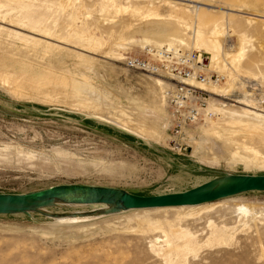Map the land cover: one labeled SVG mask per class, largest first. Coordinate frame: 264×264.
<instances>
[{
    "label": "rangeland",
    "instance_id": "rangeland-1",
    "mask_svg": "<svg viewBox=\"0 0 264 264\" xmlns=\"http://www.w3.org/2000/svg\"><path fill=\"white\" fill-rule=\"evenodd\" d=\"M8 1L22 7L9 6ZM69 1V9L70 5L84 6L79 16L82 21L76 20V26L84 23L96 38L102 39L114 30L113 39L122 35L126 41L118 44L125 47H114L113 54L106 55L71 43L48 41L53 45L50 49L42 44L27 45L20 37L47 41L30 29L31 24L62 34L73 24L71 10H58V0H0V17L14 20L13 24L0 19V194L75 184L156 196L184 192L223 174L264 175L262 165L231 161L221 155L218 159L209 150L210 145L199 147L206 141L204 129L222 117L214 110L209 122L201 121L186 129L185 151L173 146L162 101V93L171 83L127 70L122 62L124 57L142 56L147 47H155L154 42L162 34L181 39L186 48L183 50L201 53L209 72L225 77L216 90L206 89L209 105L264 116V0H186L209 6L197 10L192 5V21L188 23L181 21L176 8L164 7L155 0ZM163 1L185 4L181 0ZM150 8L160 12L162 18L140 15ZM196 21L203 31L213 24L222 29V69L213 64L209 51L193 47ZM189 26L191 32L186 29ZM142 38L151 43L144 48L124 45ZM238 49L243 52L233 62L231 57ZM228 74L238 79L242 88L236 85L228 91ZM155 79L163 84L159 86ZM73 83L89 86L94 97L76 96ZM234 97L244 99L235 102ZM112 106L153 115L157 121L152 139L93 116L113 117ZM240 137L236 136L238 140ZM250 144L264 158V147ZM240 206L247 207L254 216H241L236 210ZM96 207L101 206L46 211L79 213ZM115 215L82 226L55 225L52 230L44 227L45 221L51 220L38 214L0 215V264H264V193L218 200L207 213L181 221L177 211L169 209ZM140 221H175L191 235L193 250L169 260L171 248L162 233L138 232ZM219 228L226 231L228 239L210 243V232ZM184 246V242L178 245Z\"/></svg>",
    "mask_w": 264,
    "mask_h": 264
},
{
    "label": "bare ground",
    "instance_id": "bare-ground-1",
    "mask_svg": "<svg viewBox=\"0 0 264 264\" xmlns=\"http://www.w3.org/2000/svg\"><path fill=\"white\" fill-rule=\"evenodd\" d=\"M155 1H157L159 4L162 3V5L164 7H169V8L172 7L174 9L176 8V10H178L180 13L181 21H183L185 23L192 21V18L189 15V12L191 11L192 5L197 10H199L200 6L209 7L208 5L195 4V3H192V2L186 1V0H181V1H184L185 4L179 3V5H175V3L163 1V0H155ZM68 2L70 3L69 0H58V5H59L58 10L60 9L62 12L65 11L69 7ZM148 5H150V2H148ZM9 6H15L17 8V7H20L21 5L18 6L17 3L11 1V2H9ZM70 8L71 9L68 8L69 11L71 10L69 18L73 21V24H71L68 27V29H66L64 31V33L58 34V32L56 33L55 30H53L51 28H47L46 26H42L40 24H31L30 29L33 30L34 32H37L38 37H41V38H43V40L45 39L47 41H45V42L43 41L40 43L39 41H36L34 39H29L27 37H20V40L25 42L27 45H32V46L34 45V47H36L35 45L42 44L46 49H50L53 46L48 41H53V42L55 41V43L57 42L60 44L61 43H66V44L71 43L77 47L85 49V51H86V49L92 50V51H99V52L106 54V55L107 54H109V55L113 54V52L117 49V47H119V48L121 47V49H124L122 47H125V46L118 44V43L119 42H125L126 40L123 39L122 35H118L117 38L113 39V36H115L114 34L116 32L114 30H110L107 39H102L101 37L96 38L94 36L95 33L92 34L90 31V28L84 27L85 26L84 23H82V27L76 26V20H78V21L80 20L79 16L82 14L81 12H82V10H84V6L81 5L78 7L77 6L74 7V6L70 5ZM140 15H142L143 17L154 16L155 18H160L162 16V14L160 12H158L152 8H150L146 11H142V13ZM0 19L3 21L8 20L10 23L14 24V22H13L14 20L11 21V19H9V17H7L6 15L1 16ZM80 21H82V19ZM36 22H38V21H36ZM195 23H196V26L194 27V29H192L190 26L186 27V29L189 30L190 32L192 29L195 33L194 35L197 36L196 40L193 39L195 41L193 43V47H195L197 49H199L200 47H203L204 49L209 51L212 54L211 60L214 59V60H212L214 62L213 64H215L217 68L222 69V67L224 66L222 60L220 59V56L222 55V51H221L222 50V29H220V26H218V24H215V25L213 24L211 27H209L203 31L200 28L198 21H196ZM158 26L159 25H155L156 28H158ZM185 26H187V24H185ZM33 31H30V32H33ZM142 39L143 40H141V41L130 40L127 43H125L124 45H126V44L127 45L128 44L129 45H134V44L137 45V44H139L142 48H144V46L149 41H151L149 39H144V38H142ZM113 40L117 41V43H115ZM154 40H156V39H154ZM149 43H151V42H149ZM154 45L156 48L168 47V48L182 49V47H183L184 49H186L184 47L185 43L183 40L171 39L168 35H165V34L160 35L158 40H156L154 42ZM114 47H116V49ZM79 50H81V49H79ZM242 52L243 51L241 49H238L237 52L233 55V57H231V61L235 62L234 59L239 58L241 56ZM114 55H116V54H114ZM80 59H81V56H80ZM234 65H235V63H234ZM226 76L228 78V83H227V87H226L228 91L230 89L234 88V86H236V85L238 88H242V85H241V83L238 82V79H232V77L229 74ZM2 81L7 83L6 80H2ZM156 83L159 86L161 84H163V82L160 80H156ZM61 84H62V82H61ZM197 86L206 91V89H214L216 86H219V84L218 85L208 84L205 86H201V85H197ZM71 87L73 88V91L75 92L76 96H79L83 99L86 97H94V94H92L88 90L89 86L87 87L85 84L73 83ZM214 90H216V89H214ZM216 93H218V91ZM222 93H225V92L223 91ZM239 98L240 97H234L233 99L235 102L241 101L244 99V97L242 99H239ZM162 101H163V97H162ZM88 102H86V103H88ZM86 103H82V104L85 105L86 107H88V105H86ZM163 103H164V101H163ZM88 104H90V102ZM90 105H92V104H90ZM164 105H165V103H164ZM248 106H246V107H248ZM111 108L112 109L110 111V114L113 116V117L110 116L111 118L101 116L100 114L99 115L98 114L93 115V116L96 119H99L105 123H108V124L113 123V124H115V126L118 125L120 128L124 129L125 131L131 132L137 136L144 137L146 139L149 138L150 140L152 139V136L155 133V124L157 121V119L153 115H151L150 113H142V111L141 112L138 111L136 113L134 111L133 113H131L132 111L128 112L124 108H121L119 106L118 107L112 106ZM165 108L167 110L166 105H165ZM134 109H136V108H134ZM211 110L218 112L222 117H220V119H218V121L212 122L208 128L204 129V133L206 134V141L202 144H198L199 147L203 144L210 145L209 150L213 151L214 153H212V154L217 158L220 157V155H221L222 158L226 157L227 160L229 159L231 161H242L246 164L255 163V164L264 166V158L261 156L258 149L256 147H253L250 144V142H253L259 146L264 147V116L257 114V113H254V112H251V111H247V110H239V109L238 110L237 109L231 110L230 108L225 109V107L214 108L213 104L209 105V101H208L207 111L210 112L211 114H213ZM167 115H168L167 121L169 123L168 110H167ZM204 121L209 122L210 119L205 118ZM237 135H241L239 140L236 138ZM241 138H242V140L240 141ZM101 208H103V207H99V208L96 207L91 211L79 212V213H75V214L91 213V212H94V211L99 210ZM212 208H213V202L201 204L198 206L152 209L150 211L151 212H158V211H165L167 209L174 210V211L176 210L177 214H178L177 219H179L181 221L184 218L196 217V216L201 215L203 213H207ZM236 210L243 217L246 215H249V213L251 212V211L249 212L248 208L245 206H240ZM132 211H146V209L130 210V211H126V212H132ZM250 214L252 215V213H250ZM114 216H116V215H110V216H93V215L66 216V217L59 218V219H51V221H45L44 227L46 226V228H49L52 230L53 226H55V225L82 226V225H87L90 222L95 221L97 219L106 218V217H114ZM252 216H254V215H252ZM138 221H139V219H138ZM174 222L173 221H164V222L140 221L137 224V231L138 232L142 233V232H152L154 230H158V231H160V233H162L163 237L165 238V243L168 244L169 247L171 248V254L169 255V260H171L172 256H173V258H174V256L179 257V256H182L184 253H187V251H189V250L192 251L193 246H194L191 235L187 231L182 230L179 227H177L175 225L176 222L175 223ZM178 226H180V225H178ZM209 238L208 239H209L210 243L211 242L212 243H222V242H226V240L228 239L226 231L224 229H220V228L212 230L209 234ZM180 242H184L185 246L183 248H181L182 246L180 248L178 247ZM181 245H183V244H181ZM177 257H175V258H177Z\"/></svg>",
    "mask_w": 264,
    "mask_h": 264
},
{
    "label": "water",
    "instance_id": "water-1",
    "mask_svg": "<svg viewBox=\"0 0 264 264\" xmlns=\"http://www.w3.org/2000/svg\"><path fill=\"white\" fill-rule=\"evenodd\" d=\"M252 192L264 193V175L223 174L184 192L156 196H138L111 187L59 185L24 194H0V215L38 214L49 220L76 215L110 216L130 210L198 206ZM91 205L103 208L85 214L46 211Z\"/></svg>",
    "mask_w": 264,
    "mask_h": 264
},
{
    "label": "built area",
    "instance_id": "built-area-1",
    "mask_svg": "<svg viewBox=\"0 0 264 264\" xmlns=\"http://www.w3.org/2000/svg\"><path fill=\"white\" fill-rule=\"evenodd\" d=\"M205 60L201 53L168 47H147L142 56H127L122 60L127 70L154 75L171 83L162 97L169 114L172 145L183 151L187 148L186 129L213 116L207 111L208 93L197 85H218L225 79L222 74L209 72Z\"/></svg>",
    "mask_w": 264,
    "mask_h": 264
}]
</instances>
